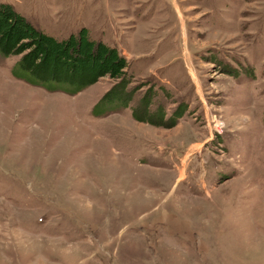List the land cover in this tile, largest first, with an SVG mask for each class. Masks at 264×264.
Segmentation results:
<instances>
[{"label":"rangeland","instance_id":"rangeland-1","mask_svg":"<svg viewBox=\"0 0 264 264\" xmlns=\"http://www.w3.org/2000/svg\"><path fill=\"white\" fill-rule=\"evenodd\" d=\"M1 3L115 48L130 107L150 92L185 112L172 129L95 117L114 81L48 92L0 56V264H119L112 241L143 232V264H264V0Z\"/></svg>","mask_w":264,"mask_h":264},{"label":"trees","instance_id":"trees-1","mask_svg":"<svg viewBox=\"0 0 264 264\" xmlns=\"http://www.w3.org/2000/svg\"><path fill=\"white\" fill-rule=\"evenodd\" d=\"M0 56L18 57L17 66L27 83L48 92L78 95L102 78L114 81L92 115L102 117L117 109H128L134 91L128 90L132 77L129 63L118 51L89 37L86 29L57 39L33 27L10 4H0ZM155 93H146L130 107L132 119L155 128L172 129L185 110L177 108L167 116Z\"/></svg>","mask_w":264,"mask_h":264},{"label":"crops","instance_id":"crops-1","mask_svg":"<svg viewBox=\"0 0 264 264\" xmlns=\"http://www.w3.org/2000/svg\"><path fill=\"white\" fill-rule=\"evenodd\" d=\"M122 236L117 237V241H112L114 257L119 261V264H143L144 257L153 259L157 256L156 249L152 248L144 252L142 248L151 244V237L149 233L143 232L141 235H136L131 238L122 241ZM164 261L172 260L177 256L170 251L166 252L165 256H162Z\"/></svg>","mask_w":264,"mask_h":264}]
</instances>
